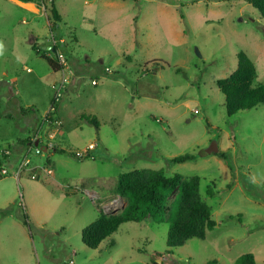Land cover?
Wrapping results in <instances>:
<instances>
[{"label": "rangeland", "instance_id": "rangeland-1", "mask_svg": "<svg viewBox=\"0 0 264 264\" xmlns=\"http://www.w3.org/2000/svg\"><path fill=\"white\" fill-rule=\"evenodd\" d=\"M51 2L61 13L53 30ZM35 3L32 14L0 0V264H236L245 253L264 264V102L228 116L216 86L240 50L264 84L257 11L247 0ZM53 38L72 70L55 114L61 71L41 56L56 60L44 48ZM90 142L93 158L74 156ZM181 154L194 158L169 160ZM139 168L198 175L215 226L169 248L175 190L163 221L124 222L84 245V226L125 205L118 175ZM84 187L99 193L95 204Z\"/></svg>", "mask_w": 264, "mask_h": 264}, {"label": "trees", "instance_id": "trees-1", "mask_svg": "<svg viewBox=\"0 0 264 264\" xmlns=\"http://www.w3.org/2000/svg\"><path fill=\"white\" fill-rule=\"evenodd\" d=\"M36 2L37 0H21ZM264 21V0H247ZM53 30L60 21V15L54 2H51ZM50 68L57 72L61 65L53 58L41 55ZM236 69L226 78L216 81V86L224 95V104L228 116L236 111L253 108L264 102V84L254 83L256 69L248 55L240 50L236 54ZM54 98L51 100L52 103ZM56 113V112H55ZM54 113V114H55ZM88 121L97 125L95 117ZM53 152L63 153V149L52 147ZM193 154H181L171 157V162H184L193 159ZM1 174V164H0ZM1 178V175H0ZM198 175L183 179L180 174L166 175L162 169L139 168L122 172L117 177L116 193L125 199L123 208L113 214L100 212L97 217L81 230V241L95 249L122 223L139 222L147 216L152 221L161 222L167 212V198L177 190L175 213L166 233V245L178 247L191 237L204 238L206 229L213 228L215 221L211 217L210 207L202 200L199 192ZM27 222L25 221V225ZM151 264H157L152 261ZM236 264H254L251 253H245L236 259Z\"/></svg>", "mask_w": 264, "mask_h": 264}, {"label": "built area", "instance_id": "built-area-1", "mask_svg": "<svg viewBox=\"0 0 264 264\" xmlns=\"http://www.w3.org/2000/svg\"><path fill=\"white\" fill-rule=\"evenodd\" d=\"M63 44V39L62 38H53L52 39V47L54 48V53L56 55V62L61 65V77L59 79V83L56 86V93L54 96V100L52 103L49 104V108L47 112H51L54 114L56 112V107H57V100L61 97V89L67 85L70 81V77L72 74V70L69 67L68 61L63 55L62 51L60 50V46ZM92 84H97L96 79H92L91 81ZM47 118V117H46ZM96 148L95 143H89L86 145L83 149L74 151V156L77 158H93L94 150ZM2 172L5 173L6 170L5 168H2ZM81 192L89 199L92 201V203H96L100 199V195L97 191L94 189H90L87 187H84L81 189ZM116 202L120 205H122L123 201H121L120 198L116 199Z\"/></svg>", "mask_w": 264, "mask_h": 264}, {"label": "crops", "instance_id": "crops-1", "mask_svg": "<svg viewBox=\"0 0 264 264\" xmlns=\"http://www.w3.org/2000/svg\"><path fill=\"white\" fill-rule=\"evenodd\" d=\"M9 2H11V3H13L14 5H16L17 7H19L20 9L21 8H23V9H25V10H27V11H29V12H31L32 14H34L36 11H37V7H36V3L35 2H23V1H21V0H8ZM26 3H29V4H32L33 5V7H34V10H32V9H29V8H27V7H24L22 4H26ZM55 4V3H54ZM59 10V9H58ZM59 15H60V18H61V13H60V10H59ZM24 17V16H23ZM136 15L135 14H133L132 15V20H136ZM23 21H24V19H23ZM134 34L135 33H132V36H133V39H134ZM138 41V40H137ZM141 44V43H140ZM62 46V45H61ZM60 46V47H61ZM59 47V48H60ZM44 48L45 49H47L48 51H50L51 53H53L54 52V48L52 47V45L51 44H48V45H45L44 46ZM61 50V49H60ZM62 51V50H61ZM54 54V53H53ZM54 56H55V54H54ZM55 58V57H54ZM55 60V59H54ZM69 64V63H68ZM60 71V70H59ZM59 71H57V72H59ZM60 73V72H59ZM59 83V80H56V81H54V83H53V87L54 88H56V86H57V84ZM66 89H67V85H65L62 89H61V91H66ZM53 99V98H52ZM49 102H51V99H50V101ZM58 105V104H57ZM62 120V119H61ZM61 128H62V125H61ZM90 143H93V142H90ZM88 145V144H87Z\"/></svg>", "mask_w": 264, "mask_h": 264}, {"label": "water", "instance_id": "water-1", "mask_svg": "<svg viewBox=\"0 0 264 264\" xmlns=\"http://www.w3.org/2000/svg\"><path fill=\"white\" fill-rule=\"evenodd\" d=\"M217 150H218L217 145L215 142H213L210 144V146L207 147L206 152L207 153H210V152L216 153ZM158 261L159 260H156L157 263H159Z\"/></svg>", "mask_w": 264, "mask_h": 264}, {"label": "bare ground", "instance_id": "bare-ground-1", "mask_svg": "<svg viewBox=\"0 0 264 264\" xmlns=\"http://www.w3.org/2000/svg\"><path fill=\"white\" fill-rule=\"evenodd\" d=\"M22 5H23L24 7H27V8H29V9L34 10V7H33L32 4L26 3V4H22Z\"/></svg>", "mask_w": 264, "mask_h": 264}]
</instances>
